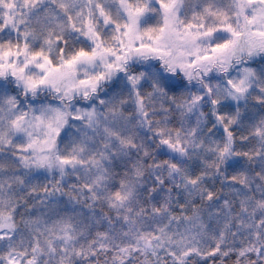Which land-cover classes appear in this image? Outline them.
Wrapping results in <instances>:
<instances>
[{
    "label": "snow or ice",
    "instance_id": "obj_1",
    "mask_svg": "<svg viewBox=\"0 0 264 264\" xmlns=\"http://www.w3.org/2000/svg\"><path fill=\"white\" fill-rule=\"evenodd\" d=\"M0 264H264V0H0Z\"/></svg>",
    "mask_w": 264,
    "mask_h": 264
}]
</instances>
